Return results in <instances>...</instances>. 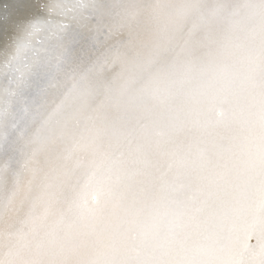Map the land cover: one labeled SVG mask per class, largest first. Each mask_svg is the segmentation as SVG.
I'll return each instance as SVG.
<instances>
[{
	"label": "snow or ice",
	"instance_id": "6c2138e0",
	"mask_svg": "<svg viewBox=\"0 0 264 264\" xmlns=\"http://www.w3.org/2000/svg\"><path fill=\"white\" fill-rule=\"evenodd\" d=\"M0 264H264V0H0Z\"/></svg>",
	"mask_w": 264,
	"mask_h": 264
}]
</instances>
